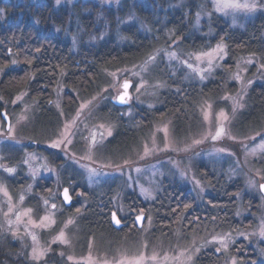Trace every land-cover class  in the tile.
Instances as JSON below:
<instances>
[{
  "label": "rangeland",
  "instance_id": "1",
  "mask_svg": "<svg viewBox=\"0 0 264 264\" xmlns=\"http://www.w3.org/2000/svg\"><path fill=\"white\" fill-rule=\"evenodd\" d=\"M1 1L12 2L15 8L8 12L0 6V25L20 21L28 15L29 22L39 30L50 25L51 31L69 41L74 52H77L83 38L90 45H98L109 39L112 21L108 10L117 12L118 23L114 32L117 36L128 25H142V19L135 12L119 15L127 1L133 5L137 3L143 4L145 8H153L156 0H61L59 5L56 0ZM167 1L171 4L165 11L197 2L193 30L199 32L204 29V21L211 19L213 13L224 17L235 28H244L257 15L264 14V4L260 0H255L260 5L255 11L232 8H221L218 11L216 0H178L177 3ZM88 2L99 8L83 7ZM227 2L230 0H219L221 5ZM238 2L253 3L254 0ZM43 4L53 5L54 13H58L63 7L67 8L69 14L65 29L52 23L44 25L34 15L36 8ZM78 5L82 6L81 10L77 9ZM18 6L24 8L17 11ZM160 11L161 7L157 13ZM84 17L93 21L94 25L85 26ZM170 44L158 48L141 62L109 72V84L85 99L78 98L79 105L74 111L64 109L67 89L60 86L54 99L59 120L55 124V131L50 135L42 137L37 132H29L32 128L28 118L29 111L27 108H17L25 93L16 97L12 103H3L0 109V145L11 142L24 150L20 163L13 164L12 167L3 165L0 158V173L5 172L6 168H13L14 172L10 174L13 179H17L20 168L24 167L22 170L26 180L13 193L0 178V186L8 192V196H5L0 191V264H121L122 261L123 264H136L140 257H143L140 264H198L197 259L201 254L211 249L218 257L217 264H264V237L261 236V230L264 229V195L259 187L264 183V151L258 147L264 143V120L254 129H243L239 126L251 89L256 84L264 83V64L259 56L244 55L237 60L233 69H227L228 47L225 42L199 52H187L188 48L181 40L175 45V49ZM172 53L175 54L174 58L170 55ZM206 53L211 55H205ZM150 56L155 59L149 61ZM197 56L201 58L198 60ZM167 69L172 72L174 79L179 80L185 75V80L200 86L216 78L217 73L224 72L221 77L222 93L214 100L204 98L197 101L194 105L197 115L190 124L177 126L173 119L166 117L155 122L145 137L131 150L106 153L109 149L108 140L117 130V125L109 121L103 113L105 110L111 111V108L107 109L108 103L117 100L118 95L124 92L123 84L127 81L132 82L129 106L125 110L127 118L136 117L143 107L150 110L160 107L162 99L159 94L167 90L160 76ZM141 84L143 87H140ZM137 88L140 90L137 91ZM236 102L240 106L235 107L234 111ZM3 111L10 119V130H7V123L1 116ZM221 112L227 116L226 120L220 115ZM221 127L224 129L223 134L213 139ZM164 129H167V136ZM58 140H64V143L52 147ZM39 145L56 152L57 156L60 155L64 160L63 164L60 167L51 165L37 151ZM69 164L76 167V171L90 188L103 184L111 186L116 179L122 181L123 184L120 182L121 186L116 194V210L122 218H128L132 214L125 204L127 193L136 192L142 199L151 201L155 198L157 186L164 178L177 180L195 195L197 202L205 203L212 189L202 179V171L204 167H209L213 172L216 170L218 175L224 174L229 182H241L242 190L235 195L236 217L246 228L236 231L228 228L215 232L213 226L208 227V230L207 227L202 229V226L195 223L192 230L181 225L175 231L171 242H165L162 238L151 240L153 218L150 214L147 217L144 211H139L132 214L133 223L135 224V219L140 215H145L146 219L138 232L132 235L131 232L126 233L125 239L119 243L104 237L91 239L86 244L82 241L78 227L82 213L81 210L77 211L79 206L75 207L73 215L64 213L63 204L52 190L39 197L42 209L40 215L27 205L33 195L39 196L35 190L41 179L49 180L53 177L58 181L60 169ZM75 195V203L84 198L81 191H77ZM53 204L56 205L55 208L52 207ZM17 215L20 216L19 221ZM44 217L48 219L41 227L29 223L35 221L39 224ZM69 220H72L71 224L67 223ZM121 221L128 224L126 219ZM14 231L17 232L15 236L12 234ZM61 231L64 232L67 243L56 240ZM29 232L37 237L36 242L32 241ZM241 241L247 246L243 252L234 249ZM33 247L47 249L45 256L38 261L30 259L29 254ZM249 249H252L251 252ZM240 255L245 256L243 261L239 258ZM189 256L192 257L191 261L188 260Z\"/></svg>",
  "mask_w": 264,
  "mask_h": 264
},
{
  "label": "trees",
  "instance_id": "2",
  "mask_svg": "<svg viewBox=\"0 0 264 264\" xmlns=\"http://www.w3.org/2000/svg\"><path fill=\"white\" fill-rule=\"evenodd\" d=\"M177 2L178 0H172V3ZM196 3L165 11L171 4L167 0L159 5L153 3V8H145L143 4L137 3L133 5L127 1L119 15L135 12V15L142 19V25H128L116 36L114 32L118 23L117 12L108 10L112 21L109 39L98 45H90L86 38H83L77 52H74L69 41L54 34L50 25H46L44 30H39L34 24L23 19L0 25V109L3 103H12L16 97L25 93L17 108L24 110L27 105L31 106L32 114L39 113L44 120L52 119L50 121L55 124L59 117L54 99L60 86L67 89L64 109L74 111L79 105L78 101L70 99L74 93L79 99H85L109 84V72L141 62L164 45L169 46L171 43L175 49L180 40L188 48L187 52H199L225 42L228 47L227 69H233L237 60L244 55L259 56L264 64V14L257 15L253 21L246 23L244 28H235L224 17L213 13L211 19L204 21V29L199 32L193 30L198 10ZM0 6L8 12L15 8L12 2L1 0ZM90 6L93 9L99 8L89 2L83 7ZM47 7L52 12L49 13L48 8L44 7L36 8V11L32 12L44 25L52 16V24L65 29L69 14L67 8L63 7L58 13H54L53 5ZM160 7L161 11L157 13ZM23 8L18 6L16 10L21 11ZM84 24L94 25L87 17H84ZM12 61L16 63L13 64ZM168 71L169 69L160 76V80L167 87V90L159 94L162 99L160 107L151 110L143 107L136 117L129 119L126 115H112L111 111L115 112V109L111 101L108 103L107 109L111 108V111L105 110L103 113L109 121L117 125V130L108 140L110 150H106V153L131 150L145 137L155 122L166 117L172 118L181 126L190 124L197 115L194 106L197 101L204 98L214 100L222 93L221 77L224 72L217 73L216 78L200 86L185 80V75L179 80L174 79L172 72ZM246 103L247 108L242 112L239 126L243 129H254L264 120V83L256 84L251 89ZM0 154L10 158L12 164H19L23 155L22 147L11 142L2 143ZM204 168L202 179L212 189L205 203L197 202L195 195L177 180L167 178L159 183L155 198L151 201L142 199L136 192L126 194L125 204L132 214L144 211L147 217L149 214L152 216L154 229L150 232L151 240L162 238L165 242H171L175 231L181 225L192 230L195 223L202 226V229L213 226L215 232L228 228L233 231L246 228L236 217L235 195L242 190L241 182H229L224 174L218 175L216 170L213 172L209 167ZM22 169L24 170V167L20 168L17 179L0 173L2 182L13 193H16L26 180ZM77 174L72 185L76 191H81L84 198L66 210V214L73 215L75 207L79 206L82 213L78 227L84 243L104 237L119 243L125 239L126 233L131 232L132 235L139 231L133 223L132 214L128 218H122L116 210V194L122 181L116 179L111 186L103 184L90 188L83 177L78 172ZM48 184L49 182L40 183L35 190L39 196L33 195L27 204L39 215L42 211L39 197L48 193ZM113 212H116L121 220L128 221L121 230H116L112 225ZM245 248L247 246L244 241L234 247L242 252ZM251 250L249 249L250 252ZM239 258L243 261L245 256L240 255ZM197 262L217 264L218 257L211 249L201 254Z\"/></svg>",
  "mask_w": 264,
  "mask_h": 264
},
{
  "label": "flooded vegetation",
  "instance_id": "3",
  "mask_svg": "<svg viewBox=\"0 0 264 264\" xmlns=\"http://www.w3.org/2000/svg\"><path fill=\"white\" fill-rule=\"evenodd\" d=\"M165 1L166 0H156L153 3L155 5H159V4H161L162 2H165ZM47 6L48 5H44L43 4V5H39L37 8H43V7L45 9L48 8V12L49 13L52 12V10L49 7H47ZM81 7H82L81 5L77 6L78 9H81ZM29 18L30 17L28 15H25L23 17V20L26 21V22H29ZM163 18L165 19L166 17H163ZM52 20H53V17L50 16L49 20L47 19V22L49 24H51V23H53ZM70 99L78 101V97H76L74 94L70 97ZM111 103L113 104L114 109H115V112L111 111V114L112 115H118L119 114L121 117H124L125 116V110L127 109V107L129 105L126 106V107L121 108V107H118V106H116L114 104V100H112ZM64 106H65V104H64ZM26 108L29 111L28 112V118H29V123L32 126L31 130H29L30 133L33 132V134H35L37 132L38 134H40L43 137V136L48 135V134L50 135L51 132L55 131V129H56L55 128V124L58 122L59 119L54 124V122L50 121L52 119H47V121H46V120L43 119L44 117L42 115H39V113L37 115H34V113L32 114L31 113V109H32L31 106L27 105ZM113 113H115V114H113ZM173 122L177 126L180 125L179 123H177L174 120H173ZM10 129H11V124H10ZM10 129H7V130H10ZM177 130H178V128H177ZM177 132H179V131H177ZM32 148L33 147H30V149H32ZM23 150L24 149H22V154H23ZM37 151L39 152V154H41L43 157H45L50 162V164L53 165L54 167H60L61 164H63V162H64V160L60 157V155L57 156L56 152L52 151L51 149H47V148L42 147L41 145H39L38 148H37ZM0 158H1V163L3 165H7L8 167H12L13 164L11 163L10 158L4 157V156L3 157L0 156ZM1 172L6 177H13V176H11L10 173H8L6 171L5 172L1 171ZM76 175H77L76 167L73 164H69L66 167H64L62 170L60 169V173H59V176H58V181L55 178H53V177L51 179H49V180H46L45 178H43L40 181V183L49 182L47 190H48V192H50L51 190L53 192L54 191L56 192V194L58 196L57 198H59V200L61 201V203L64 206V210H65L64 213H67L66 210H68L69 208H71L73 206L72 205L71 207H67L65 205V202H64V199H63V193H64L65 189L68 190V193H69L70 197L72 198V203H75V202H73V200H74V196H76L75 193H77V191L73 188L72 184H74L75 181H76ZM59 178H60V180H59ZM62 186H64L63 189H62ZM76 199H77V197H76ZM4 259H5V257H4Z\"/></svg>",
  "mask_w": 264,
  "mask_h": 264
},
{
  "label": "snow or ice",
  "instance_id": "4",
  "mask_svg": "<svg viewBox=\"0 0 264 264\" xmlns=\"http://www.w3.org/2000/svg\"><path fill=\"white\" fill-rule=\"evenodd\" d=\"M56 3H57V5H59V4L61 3V0H56ZM216 3H217V10H218V11L221 10V8H232V9H236V10L255 11V10L260 6V5H258V4L255 2V0H254L253 3H247V2H245V3H243V4L239 3L238 0H230V2L224 3L223 5H221V4L219 3V0H216ZM260 3H261V4H264V0H260ZM218 47H220V46H218ZM221 50H222V49H221ZM170 55H171L173 58L175 57V54H174V53H172V54H170ZM205 55H209V56H210L211 53H206ZM196 58L199 60L201 57H200V56H197ZM154 59H155L154 56H150V57H149V61L154 60ZM12 63L15 64L16 62H15V61H12ZM146 63H147V62H146ZM210 63H211V61H210ZM189 67H192V66L189 65ZM194 70H195V69H194ZM237 79H239V78L237 77ZM140 87H143V84H141ZM123 88H124V92H123V94H120V95H118V97H117V99H118L121 103L126 102V97L128 96L127 89L129 88V84H128L127 81L123 84ZM136 90L139 91L140 88H137ZM237 106H240L238 102H236L235 105H234V109H233L234 111H235V107H237ZM83 107H84V106H82V108H83ZM220 115L223 116L225 120L227 119V116H226L223 112H221ZM66 127H67V126H66ZM164 131H165V135L167 136V129H164ZM223 132H224V129H223L222 127L219 128V129L217 130V132H216V136H214L213 139H215L216 137L221 136V135L223 134ZM110 134H111V133L109 132V135H110ZM253 139H254V138H253ZM68 142L70 143L71 141H68ZM199 142H200V141H195V143H199ZM61 143H64V140H58V141L54 142L51 146H52V147H58L59 144H61ZM93 143H95V137H94V136H93ZM258 147H259V149H260L261 151H264V143L260 144ZM221 150H222V149H221ZM254 151H255V150H254ZM5 171H7V172H9V173H12V172H14V169H13V168H6ZM137 171H139V170L137 169ZM259 187H260L261 191H264V184H260ZM0 191H3L4 195H5V196H8L7 189L4 188L3 186H0ZM63 195H64V198H65V201L70 202V197H69V194H68V190H67V189L64 190ZM8 198L11 199V197H8ZM20 200H21V201L23 200V196L20 197ZM45 203H47V201H46ZM55 206H56L55 204L52 205L53 208H55ZM9 211H11V208H9ZM29 211H30V210H29ZM77 211L79 212V209H77ZM5 215L7 216L8 213H5ZM47 219H48L47 217L41 218L39 224H37L35 221H29V223L32 224V225L35 226V227H41V226L44 225V221L47 220ZM136 219H137V221H141V220L143 219V217H142V216H138ZM19 220H20V216L17 215V221H19ZM113 220L115 221V223H116L117 225H119L120 221H119L118 219H116L115 214H113ZM67 223H68V224H71V223H72V220H69ZM65 227H67V224L65 225ZM17 231H18V230H17ZM26 231H27V229H26ZM12 234L15 236V235H17V232L14 231ZM28 235L31 236V239H32L33 242H36L37 237H36L35 235H32L30 232L28 233ZM261 236L264 237V229L261 230ZM56 240H59L61 243H67V240H66V237H65L63 231L60 232V234L58 235V237L56 238ZM56 240H54L53 243H55ZM226 247H227V246L225 245V249H226ZM46 251H47V249H39V248H37V247H33L32 250H31V253L29 254V258L32 259L33 261H38V260L42 259V258L45 256ZM197 251H199V249H197ZM142 259H143V257H140V258L136 261V264H140V260H142ZM153 259H155V257H153ZM188 260L191 261V260H192V257L189 256V257H188ZM121 264H123V261L121 262Z\"/></svg>",
  "mask_w": 264,
  "mask_h": 264
},
{
  "label": "water",
  "instance_id": "5",
  "mask_svg": "<svg viewBox=\"0 0 264 264\" xmlns=\"http://www.w3.org/2000/svg\"><path fill=\"white\" fill-rule=\"evenodd\" d=\"M128 84H129V88L127 89L128 96L126 97V102L121 103L118 99H117V100H114V104H115L116 106H118V107L123 108V107L128 106V103H129L128 100L130 99V92H129V90H130V87H131V85H132V82H128ZM123 89H124V88H123ZM122 94H123V93H122ZM1 116H2V118L5 120V122L7 123V129H10V119H9V117L7 116L6 112L3 111ZM263 184H264V183H263ZM261 192H262L263 195H264V191H261ZM68 194H69V193H68ZM69 197H70V195H69ZM63 199H64L65 205H66L67 207H71V206L73 205V203H72V198H71V197H70V202L65 201L64 195H63ZM113 214H115L116 219H118V220L120 221L119 225H117V224L115 223V221L113 220ZM140 216L143 217V219H142L141 221H137V219H135V226L137 227V229H141V228L143 227L144 221H145V219H146V216H145V215H140ZM112 225L114 226V228H115L116 230H121V229L125 226V224L121 221V219L119 218V216L117 215L116 212H113V213H112Z\"/></svg>",
  "mask_w": 264,
  "mask_h": 264
}]
</instances>
